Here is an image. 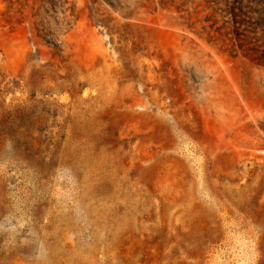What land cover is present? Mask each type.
<instances>
[{
	"label": "rangeland",
	"instance_id": "1",
	"mask_svg": "<svg viewBox=\"0 0 264 264\" xmlns=\"http://www.w3.org/2000/svg\"><path fill=\"white\" fill-rule=\"evenodd\" d=\"M0 264H264V0H0Z\"/></svg>",
	"mask_w": 264,
	"mask_h": 264
}]
</instances>
